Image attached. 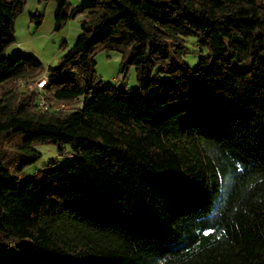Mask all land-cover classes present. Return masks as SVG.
Here are the masks:
<instances>
[{
  "label": "trees",
  "instance_id": "16d2710c",
  "mask_svg": "<svg viewBox=\"0 0 264 264\" xmlns=\"http://www.w3.org/2000/svg\"><path fill=\"white\" fill-rule=\"evenodd\" d=\"M38 1L80 33L54 65L6 58L26 0H0V264H264V0ZM100 51L134 90L102 85ZM34 143L73 161L20 183Z\"/></svg>",
  "mask_w": 264,
  "mask_h": 264
},
{
  "label": "rangeland",
  "instance_id": "374dc122",
  "mask_svg": "<svg viewBox=\"0 0 264 264\" xmlns=\"http://www.w3.org/2000/svg\"><path fill=\"white\" fill-rule=\"evenodd\" d=\"M87 1L68 0L70 8ZM54 10L55 3L53 1L39 3L38 0H26L22 12L14 22L15 42L6 49L4 56L11 58L16 54H32L40 59L44 66L56 64L64 50L73 45L80 33V17L68 20L60 30L55 31L53 29ZM36 12L43 15L39 25L31 20V14ZM187 47L189 53L184 60L193 68L198 58L206 54L207 50L199 48L193 37L187 39ZM120 65L121 54L116 51H100L95 55V72L101 79L103 86L134 90L138 85L135 67L131 65L122 71ZM164 77L165 75L156 78L162 79ZM26 88H28L27 83L22 89ZM34 148L40 153V156L18 174L20 183L39 170L48 171L53 167H62L73 161L70 146L67 143L63 145L61 150L53 143H34ZM29 243V238L14 242L16 245Z\"/></svg>",
  "mask_w": 264,
  "mask_h": 264
},
{
  "label": "built area",
  "instance_id": "2783aa9c",
  "mask_svg": "<svg viewBox=\"0 0 264 264\" xmlns=\"http://www.w3.org/2000/svg\"><path fill=\"white\" fill-rule=\"evenodd\" d=\"M21 87L25 86V83H20ZM28 88L30 89H35L38 92H41V89L43 88L44 84H45V76L40 77L39 79L33 81V82H28ZM40 105L46 107V103L43 100V97L40 96V101H39ZM58 108H62V109H66V106L61 104L60 106H58Z\"/></svg>",
  "mask_w": 264,
  "mask_h": 264
}]
</instances>
